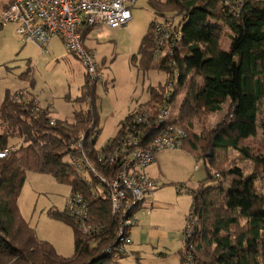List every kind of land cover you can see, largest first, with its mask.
Returning a JSON list of instances; mask_svg holds the SVG:
<instances>
[{"label": "trees", "instance_id": "obj_1", "mask_svg": "<svg viewBox=\"0 0 264 264\" xmlns=\"http://www.w3.org/2000/svg\"><path fill=\"white\" fill-rule=\"evenodd\" d=\"M150 4L162 17H166L165 11L176 12L179 22L174 31H180L182 45L178 58L165 55L155 62L151 24L140 57L134 56L131 62L139 61L144 71L166 72L169 79L151 89L144 107L153 111L165 105L175 107L185 93L174 122L187 133L183 148L203 159L207 170V178L197 188L188 189L192 196L189 214L200 221L193 237L184 238V249L188 244L196 247L198 264H264V197L256 188L259 179L264 181V150L249 143L259 131L264 137V121L259 119L264 102V0H150ZM95 28L82 26L83 41ZM226 36L228 49L223 46ZM97 85L91 86L87 76L83 90H88L91 108L77 113L71 124L53 121L48 110L36 111L35 103L22 94L14 99L7 96L0 105V146L20 144L13 155L0 160V264H111L126 256L115 255L119 252L116 221L107 191L81 179L66 159L72 138L88 132L90 123H100ZM85 99L86 95L79 102ZM226 105L224 118L198 137L192 121L222 113ZM191 136L198 138L197 143L208 142L205 153L188 141ZM97 140L87 144L92 157ZM229 151L252 162L256 170L247 174L233 164L219 169V154ZM30 172L49 174L90 201L92 230L87 234L66 211L49 212L52 219L74 230L71 257L58 255L52 245L40 240L20 214L18 201ZM110 246L115 252L104 253Z\"/></svg>", "mask_w": 264, "mask_h": 264}, {"label": "rangeland", "instance_id": "obj_2", "mask_svg": "<svg viewBox=\"0 0 264 264\" xmlns=\"http://www.w3.org/2000/svg\"><path fill=\"white\" fill-rule=\"evenodd\" d=\"M164 14L176 17L177 23L179 22L175 11L168 10ZM132 15L133 19L128 26L115 30L95 28L84 41L85 45L95 52L100 73L104 77V81L96 87L95 98L100 115L97 127L101 130L96 143L98 149L115 138L120 129V122L130 112L136 107L145 106L150 99L152 88L165 85L169 79L166 72L154 69L144 71L140 68L139 61L136 64L131 62L134 56L140 57L143 39L151 24L162 22L163 17L157 14L150 0H138L132 9ZM229 44V38L224 37V48L228 49ZM48 50V54H43L37 45L25 43L17 36L13 25L0 26V105L7 96L14 99L22 94L23 99L27 101L28 97L34 96L37 103L40 102L42 110L49 111L52 120L71 124L75 121L77 113L91 108V103L87 104L86 99L79 102V99L88 93V90H83L87 75L80 60L68 52L60 38H53ZM184 99L185 93L173 107L175 115H179ZM48 106L51 108L46 109ZM227 111L226 105L222 113L193 120V131L198 137L202 136L205 129L215 127ZM259 119L264 121V102ZM191 137L188 141L195 142L200 150L203 149L202 153H205L208 142H203L202 139L197 143L198 138ZM249 143L264 150L262 131ZM209 153L211 155V152ZM198 164L200 168L196 170ZM217 164L219 169L233 164L243 168L247 174L256 170L252 162L233 151L219 154ZM152 170L155 171V178L163 180V187L158 192L165 203H176L177 190L184 184H187V188L196 187L207 178L203 159L195 156L187 147L158 154V163ZM256 188L258 194L264 197L263 180L256 182ZM103 189V186H99L100 191ZM71 193L69 185L58 183L53 176L30 172L18 201L21 216L35 229L38 238L48 242L58 255L65 258L74 254V230L71 226L52 219L49 212L65 211ZM190 208L191 198L184 191L179 200V213L172 219V228H178L179 223L182 225V235Z\"/></svg>", "mask_w": 264, "mask_h": 264}, {"label": "built area", "instance_id": "obj_3", "mask_svg": "<svg viewBox=\"0 0 264 264\" xmlns=\"http://www.w3.org/2000/svg\"><path fill=\"white\" fill-rule=\"evenodd\" d=\"M0 12V26L14 25L16 34L25 43L37 45L48 54L50 41L57 37L69 53L77 57L88 76L90 85L104 81L95 52L89 49L82 37L81 28L88 25L96 28L121 29L132 21V9L138 0H6ZM176 17H163L153 26V59L160 62L165 55L176 59L180 56L181 33L175 32ZM169 42H171L169 44ZM86 103L90 104L89 94ZM35 110L40 111L35 104ZM173 106H161L155 111L145 107L130 113L121 126L118 138L109 141L103 148H96L92 157L88 143L96 141L100 129L90 123L89 131L73 137L67 161L76 173L90 186L98 184L107 191L113 217L116 221V250L129 253L133 244L131 232L136 223V210L163 187V180L153 178L147 168L158 163V154L183 148L187 133L174 122ZM54 121V120H53ZM20 144L0 146V160L13 155ZM202 161V160H201ZM200 165L196 166L199 170ZM214 176L219 177L218 173ZM90 201L81 192H72L65 211L74 219L79 230L90 233L92 216ZM197 215H188L184 238L191 239L199 226ZM111 246L104 253H114ZM196 247L185 246L183 264H198ZM115 257V256H114Z\"/></svg>", "mask_w": 264, "mask_h": 264}, {"label": "crops", "instance_id": "obj_4", "mask_svg": "<svg viewBox=\"0 0 264 264\" xmlns=\"http://www.w3.org/2000/svg\"><path fill=\"white\" fill-rule=\"evenodd\" d=\"M6 2V0H0V12L5 7ZM28 100L33 101L42 110L40 102L38 101V104L34 96L28 97ZM141 107L143 106L136 107L134 110ZM50 108V106L46 107V109ZM166 152H162V154ZM153 166L148 167L146 172L149 176L155 178L156 174L152 170ZM185 186L187 184L178 188L176 203L163 202L157 191L136 210L137 220L131 232L133 244L129 248V253L111 264H183L184 238L181 234L182 225L180 226L179 223L178 228H172V219L174 215L179 213V200L184 191L191 198L192 208V196L189 194L188 189H195L198 185L189 188ZM181 223H183L182 220Z\"/></svg>", "mask_w": 264, "mask_h": 264}]
</instances>
